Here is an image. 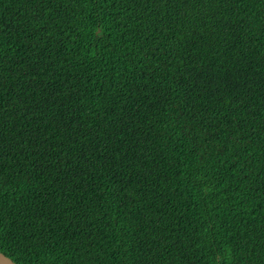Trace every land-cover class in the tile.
<instances>
[{
  "label": "trees",
  "instance_id": "16d2710c",
  "mask_svg": "<svg viewBox=\"0 0 264 264\" xmlns=\"http://www.w3.org/2000/svg\"><path fill=\"white\" fill-rule=\"evenodd\" d=\"M0 251L264 264V0H0Z\"/></svg>",
  "mask_w": 264,
  "mask_h": 264
},
{
  "label": "water",
  "instance_id": "95a60500",
  "mask_svg": "<svg viewBox=\"0 0 264 264\" xmlns=\"http://www.w3.org/2000/svg\"><path fill=\"white\" fill-rule=\"evenodd\" d=\"M0 264H16L10 257L0 251Z\"/></svg>",
  "mask_w": 264,
  "mask_h": 264
}]
</instances>
